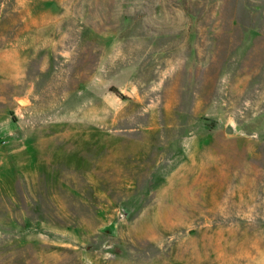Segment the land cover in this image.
I'll list each match as a JSON object with an SVG mask.
<instances>
[{"label":"rangeland","instance_id":"374dc122","mask_svg":"<svg viewBox=\"0 0 264 264\" xmlns=\"http://www.w3.org/2000/svg\"><path fill=\"white\" fill-rule=\"evenodd\" d=\"M0 135V264H264V0H0Z\"/></svg>","mask_w":264,"mask_h":264},{"label":"water","instance_id":"95a60500","mask_svg":"<svg viewBox=\"0 0 264 264\" xmlns=\"http://www.w3.org/2000/svg\"><path fill=\"white\" fill-rule=\"evenodd\" d=\"M19 102L23 103L24 100L20 99ZM224 132L227 135H234V134H236L237 131H236V128L233 125V123L231 121H228V123L225 126Z\"/></svg>","mask_w":264,"mask_h":264},{"label":"built area","instance_id":"2783aa9c","mask_svg":"<svg viewBox=\"0 0 264 264\" xmlns=\"http://www.w3.org/2000/svg\"><path fill=\"white\" fill-rule=\"evenodd\" d=\"M7 140L5 137L0 135V147L4 146L6 144Z\"/></svg>","mask_w":264,"mask_h":264},{"label":"trees","instance_id":"16d2710c","mask_svg":"<svg viewBox=\"0 0 264 264\" xmlns=\"http://www.w3.org/2000/svg\"><path fill=\"white\" fill-rule=\"evenodd\" d=\"M117 92V91H116Z\"/></svg>","mask_w":264,"mask_h":264}]
</instances>
